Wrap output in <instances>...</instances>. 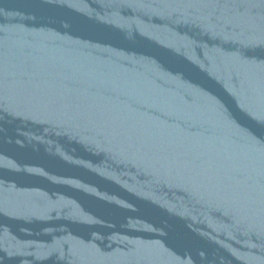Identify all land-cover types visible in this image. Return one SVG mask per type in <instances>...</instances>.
I'll use <instances>...</instances> for the list:
<instances>
[{"label": "water", "instance_id": "obj_1", "mask_svg": "<svg viewBox=\"0 0 264 264\" xmlns=\"http://www.w3.org/2000/svg\"><path fill=\"white\" fill-rule=\"evenodd\" d=\"M0 264H264V0H0Z\"/></svg>", "mask_w": 264, "mask_h": 264}]
</instances>
